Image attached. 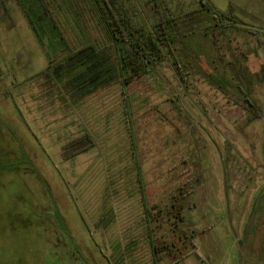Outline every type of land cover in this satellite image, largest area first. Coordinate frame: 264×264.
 <instances>
[{
  "label": "rangeland",
  "instance_id": "374dc122",
  "mask_svg": "<svg viewBox=\"0 0 264 264\" xmlns=\"http://www.w3.org/2000/svg\"><path fill=\"white\" fill-rule=\"evenodd\" d=\"M115 1L148 60L126 92L46 74L20 7L0 10V264H152V239L159 264H264V0H210L242 23L218 38L200 0ZM171 15L172 53L152 31ZM79 18L59 19L70 43L101 42Z\"/></svg>",
  "mask_w": 264,
  "mask_h": 264
},
{
  "label": "trees",
  "instance_id": "16d2710c",
  "mask_svg": "<svg viewBox=\"0 0 264 264\" xmlns=\"http://www.w3.org/2000/svg\"><path fill=\"white\" fill-rule=\"evenodd\" d=\"M10 2H15L20 7L46 50L50 63L46 74L60 78V81L66 78L67 84L78 92L93 93L111 84H119L126 92L132 72L138 74L148 63L142 49L136 44V31L128 20L122 19V11L115 0H0V10H3L5 16L10 15ZM200 3L217 19L215 25H210L216 38L222 32L221 26L229 22L242 24L233 14L214 7L210 0H200ZM83 10L87 11L98 27L101 42L87 38L73 45L66 37V30L59 20L62 13H68L72 22L83 29L84 24H81L82 19L79 18L80 11ZM177 24L178 18L171 15L167 19L156 21L152 30L156 41L171 53L172 43L176 40ZM249 30L255 33L254 30ZM94 144L92 136L84 133L63 145L61 155L64 159H70ZM142 194L145 212L148 214L144 189ZM147 234V238L152 239L150 230ZM150 245L153 252L152 264H159L153 239Z\"/></svg>",
  "mask_w": 264,
  "mask_h": 264
}]
</instances>
